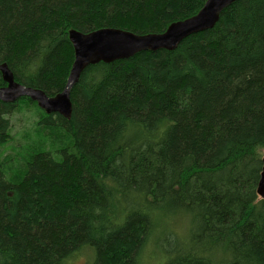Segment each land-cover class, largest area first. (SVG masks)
I'll use <instances>...</instances> for the list:
<instances>
[{"label":"trees","instance_id":"obj_1","mask_svg":"<svg viewBox=\"0 0 264 264\" xmlns=\"http://www.w3.org/2000/svg\"><path fill=\"white\" fill-rule=\"evenodd\" d=\"M206 1L0 0V65L53 96L71 30L161 33ZM70 98V118L38 106L68 147L32 149L15 178L0 160V264H143L153 239L160 264H264V0L235 1L174 50L88 65ZM22 102L38 105L0 100V146Z\"/></svg>","mask_w":264,"mask_h":264},{"label":"water","instance_id":"obj_2","mask_svg":"<svg viewBox=\"0 0 264 264\" xmlns=\"http://www.w3.org/2000/svg\"><path fill=\"white\" fill-rule=\"evenodd\" d=\"M235 1L237 0H207L195 16L175 21L161 33L138 34L130 30L111 27L87 33L73 29L69 32V37L74 47L75 58L62 93L50 97L41 89L17 82L8 65L3 63L0 65V70L7 86L0 88V100L15 102L22 96H28L47 112H58L70 118L73 111L70 98L71 89L88 65L127 59L142 51L174 50L191 34L213 28L219 21L223 10ZM262 162L257 194L259 198L264 199V156Z\"/></svg>","mask_w":264,"mask_h":264},{"label":"rangeland","instance_id":"obj_3","mask_svg":"<svg viewBox=\"0 0 264 264\" xmlns=\"http://www.w3.org/2000/svg\"><path fill=\"white\" fill-rule=\"evenodd\" d=\"M43 113L44 111L38 105L22 102L10 114L12 139L8 144L0 146V160L6 161V173L9 176L12 174L15 178L18 175L20 165L29 157L28 154L32 152V149L33 152L35 151L34 148H38L39 151L57 152L63 147L69 146L68 137L61 131L62 129L38 125ZM181 240L186 241L184 235H182ZM86 253L72 257L66 264H87V258L84 256ZM161 255L163 253L156 243V239H153L149 240L142 249L141 260L143 264H160Z\"/></svg>","mask_w":264,"mask_h":264},{"label":"bare ground","instance_id":"obj_4","mask_svg":"<svg viewBox=\"0 0 264 264\" xmlns=\"http://www.w3.org/2000/svg\"><path fill=\"white\" fill-rule=\"evenodd\" d=\"M63 92V90L61 91V92H59V93H62ZM58 94V93H57ZM49 96V95H48ZM56 96V94L55 95H53V96H50V97H55ZM39 106V105H38ZM40 107V106H39ZM41 108V107H40ZM43 109V108H42ZM45 112H46V114H53V113H58V112H47L46 111V109H43Z\"/></svg>","mask_w":264,"mask_h":264}]
</instances>
